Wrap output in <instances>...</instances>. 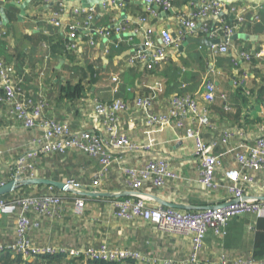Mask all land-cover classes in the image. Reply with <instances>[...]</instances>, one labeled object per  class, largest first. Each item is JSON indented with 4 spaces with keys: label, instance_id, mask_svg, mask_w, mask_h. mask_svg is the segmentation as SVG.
I'll return each mask as SVG.
<instances>
[{
    "label": "crops",
    "instance_id": "1",
    "mask_svg": "<svg viewBox=\"0 0 264 264\" xmlns=\"http://www.w3.org/2000/svg\"><path fill=\"white\" fill-rule=\"evenodd\" d=\"M205 1L208 0H172L173 11L159 9L155 17L148 14L145 6L138 4L124 3L122 8L113 11H102L96 6L91 22L93 28H109L115 23L123 25L125 32L110 39L93 36V45L89 44L88 36L80 32L76 51L68 55L61 45L62 32L47 23L46 14L61 2L68 7L83 8L82 0H31L23 17L17 5L26 0H0L3 13H10L8 19L5 14L6 24H1L0 19V59L15 68L21 97L37 100L44 93L49 103L46 115L66 121L74 132L90 130L99 133L92 117L95 101L125 100L132 105L136 97H152L153 113L160 115L167 112L168 102L174 94L187 93L199 98L204 80L210 79L217 91L226 95V107L224 110L220 101L210 106V122L214 130H203L202 138L207 144H215L213 154L220 155L222 159V167L215 176L221 181L224 171L237 167L233 160L234 152L242 150L241 145L245 149L252 147L260 126L264 124V60L241 62L236 67L232 64L239 52L264 48V0H216L224 5L228 24L234 18L229 12L231 7L246 9L244 22L236 32L239 38L230 40L225 54L191 43L179 49L186 42L184 39L177 50H168L167 58L153 68L149 69L146 63L130 62L133 54L143 52L148 28L153 30L156 43L162 30L170 32L174 39L183 30L176 16L196 10ZM143 18L147 20L145 25L141 22ZM66 21L67 18L64 19ZM201 22L199 20L197 24ZM188 38L203 39L199 34ZM67 82L86 84V92L80 100L69 102L60 99V88ZM199 102L204 105L202 100ZM120 116L122 132L135 143L155 142L159 154L167 159L169 167L180 177L161 190L145 188L143 193L150 198L152 206L157 205L152 197L193 208H208L229 200L224 191L207 194L197 185L200 166L193 143L183 139L182 130L167 126L145 131L141 122L143 115L138 110L131 109ZM223 130L234 134L226 146L218 143ZM31 137L0 117V184L11 180L8 167L25 150ZM131 159L128 164L133 163ZM35 167L38 178L61 183L68 178L90 182L96 171L93 160L75 151L41 157ZM119 178L112 168L103 181V188L113 194L129 192ZM256 178L263 182L264 172ZM59 195L67 199L62 218L54 223L42 221L39 228L31 231L30 237L36 246L88 248L105 242L108 246L136 252L148 260L155 259L159 262L156 264L164 261L181 264L188 256L189 243L178 235L155 230L150 225L114 220L111 201L105 198L87 199L76 215L73 213L74 199ZM249 197L261 196L251 188ZM5 219L0 226V242L9 244L13 240L14 223ZM255 223L256 219L251 215L231 219L225 228L224 238L216 239L212 233L206 236L202 256L214 258L218 251L230 257L251 255L256 239ZM148 264L153 263L150 261Z\"/></svg>",
    "mask_w": 264,
    "mask_h": 264
},
{
    "label": "built area",
    "instance_id": "2",
    "mask_svg": "<svg viewBox=\"0 0 264 264\" xmlns=\"http://www.w3.org/2000/svg\"><path fill=\"white\" fill-rule=\"evenodd\" d=\"M124 3L138 4L146 7L152 17L157 10L172 12V0H109L103 2L102 11H113L123 7ZM95 7H68L58 3L46 14L50 26L60 29L69 40L67 51L73 53L77 49V38L82 32L89 38L101 37L110 39L125 32L123 25L113 24L109 28H93ZM257 8V7H254ZM252 9V8H250ZM224 5L216 0L203 2L196 10L188 14L176 16L182 27V34L171 37L170 32L160 31L158 43L151 28L145 34L143 52H137L130 57V62L146 63L153 68L164 61L169 55L168 50H177L181 42L188 37L199 34L208 41L220 40V44L211 47L214 52L225 54L230 46V37L236 34L244 22L246 9L230 8L233 22L228 24L224 18ZM67 18L68 21L64 22ZM213 18L214 21L209 20ZM201 20V24L197 21ZM146 18L141 22L145 25ZM183 35V36H182ZM94 36V37H93ZM254 60H264V48L254 51H241L232 60L236 67L238 63H249ZM42 73L39 76V84ZM115 80V79H113ZM19 80L15 68L0 59V117L11 127H18L26 134L32 135L25 150L19 154L8 167L11 180L38 178L35 163L37 159L53 155H65L68 152H79L96 164L94 178L90 182L68 178L64 184L74 192H101L103 181L113 168L123 181L124 187L132 193L131 198L112 202V218L121 223L150 225L171 235H178L189 243V253L181 264H264V256L255 258L252 255L230 257L218 251L214 258L202 256L206 236L212 233L216 239L225 237L227 223L234 218L247 215L264 218V202L248 200L250 189H255L264 196V181L256 176L264 172V124L260 126L259 134L254 138L253 146L234 152L235 169L223 172V179L216 180L215 176L222 167L220 155H214L215 144L203 141V130H214L210 122V111L206 108L215 101L225 104L226 95L219 93L214 83L206 78L202 85L199 98L187 93L174 94L168 102L165 114H154V99L152 97H136L132 105L125 100H114L102 103L95 101L93 105V120L98 131H72L69 124L50 118L46 115L48 99L44 93L37 100L20 96ZM264 103V98H263ZM132 106V108H131ZM131 109L141 112L145 131L156 127H175L183 131V139L193 143L194 154L200 166L197 185L207 194L224 191L229 197L226 202L212 206L211 209L194 212L152 206L150 198L143 193L145 188L163 189L169 182L180 180L179 175L170 167L167 159L163 158L155 142L139 144L133 142L120 127L121 114ZM233 132L223 130L219 144L226 146L233 138ZM233 152V150H232ZM132 157L133 163H127ZM4 183H1L3 185ZM67 199L51 193L24 198H13L0 201V215L10 218L14 223L13 240L9 244L0 242V255L12 253L20 255L24 260L35 257L60 255L65 258H85L89 261H105L125 264L159 263L148 260L140 254L120 248L108 246L105 242L98 247L71 248L63 246H36L31 239V231L39 228L42 221L57 222L62 218L64 203ZM77 205L83 206L79 199ZM163 264H176L164 261Z\"/></svg>",
    "mask_w": 264,
    "mask_h": 264
},
{
    "label": "trees",
    "instance_id": "3",
    "mask_svg": "<svg viewBox=\"0 0 264 264\" xmlns=\"http://www.w3.org/2000/svg\"><path fill=\"white\" fill-rule=\"evenodd\" d=\"M5 14L7 16V19L8 17L10 18L9 12L5 11ZM224 18L226 19L227 17L224 16ZM68 43H69V40L64 35H61V45L64 48L63 50H65L64 53L69 55V52L66 49ZM85 92H86L85 83L77 82L75 84H70L67 82L61 86L59 96H60V99L62 100H66L69 102H75V101L80 100L84 96ZM19 94L20 96L22 95L21 92ZM212 104L206 107L209 111H210V106ZM222 107L225 110L226 105L222 104ZM89 191L94 192V190H87V192ZM46 193H51L57 196H60L59 194L66 195V196L72 197L74 200L79 199V198H82L85 201L87 199L92 200L90 198H87L86 196L77 195L71 192H61L57 189L47 187V186H20L16 191L0 197V201H6V200L13 199V198L20 199V198H24L28 196H39V195H44ZM103 193H108V192L106 190H103ZM127 198L128 197L107 198V199L105 198L104 200L111 201V205H112V202L114 201L125 200ZM200 207H203V206H200ZM190 212H194V211H190ZM7 219L11 220L10 218H7ZM255 219H256V223L254 226V233H255L256 239H255V245L253 248V253L251 255L255 258H261L264 256V218L255 217ZM242 255L247 256L248 254H242ZM133 263L134 262H127L125 264H133ZM0 264H118V263H110V262H105V261H89L85 258H69L68 259L60 255L42 256V257H35L29 260H24L20 255H16L12 253H5V254L0 255Z\"/></svg>",
    "mask_w": 264,
    "mask_h": 264
},
{
    "label": "water",
    "instance_id": "4",
    "mask_svg": "<svg viewBox=\"0 0 264 264\" xmlns=\"http://www.w3.org/2000/svg\"><path fill=\"white\" fill-rule=\"evenodd\" d=\"M31 0H26V2H24L21 5H17V8L21 11L20 12V16L23 17L24 16V9L29 5ZM109 0H82V7L87 9V8H91L93 6H98L101 7L103 2H108ZM0 19H1V24H6L7 23V19L5 17V14L3 13V10L0 8ZM239 38V36L237 34L233 35L232 37H230V40L233 41L235 39ZM199 44L201 46H204L206 48H211L212 46H216L220 44V40H213V41H208L205 39H186V42L183 43L179 49H183V47H185L187 44ZM20 186H47V187H51L54 189H57L59 191L62 192H71L77 195H81V196H86L89 198H119V197H127V196H131L132 194L129 192H123V193H119V194H113V193H103V192H74L72 190H70L68 188V186L64 183L61 182H55L53 180H49V179H44V178H33V179H15V180H9L6 183H4L3 185L0 186V197L10 194L14 191H16ZM152 200L157 204L160 205L162 207H166V208H172V209H176V210H182V211H190V210H204V209H211L212 207H208V208H193V207H189V206H183V205H175V204H171V203H167L161 199L152 197ZM248 200L251 201H256V202H264V196L261 197H250L248 198Z\"/></svg>",
    "mask_w": 264,
    "mask_h": 264
},
{
    "label": "rangeland",
    "instance_id": "5",
    "mask_svg": "<svg viewBox=\"0 0 264 264\" xmlns=\"http://www.w3.org/2000/svg\"><path fill=\"white\" fill-rule=\"evenodd\" d=\"M65 123H67L66 121H64ZM79 200H80V202H82V203H84V201L85 200H83L82 198H79ZM92 200H94V199H92ZM74 202H75V200H74ZM73 202V203H74ZM82 208H83V206H82V204L81 205H77L76 203H74V207H73V213L74 214H78L79 212H81V210H82ZM3 217V218H2ZM6 218V217H5ZM4 218V216H1L0 215V226L4 223V221L6 220ZM43 232H46V231H43Z\"/></svg>",
    "mask_w": 264,
    "mask_h": 264
}]
</instances>
